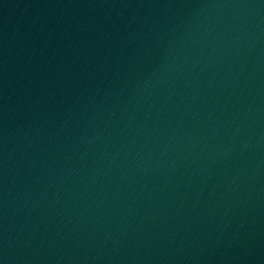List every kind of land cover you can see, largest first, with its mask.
Here are the masks:
<instances>
[{
  "label": "water",
  "instance_id": "obj_1",
  "mask_svg": "<svg viewBox=\"0 0 264 264\" xmlns=\"http://www.w3.org/2000/svg\"><path fill=\"white\" fill-rule=\"evenodd\" d=\"M0 264H264V0H0Z\"/></svg>",
  "mask_w": 264,
  "mask_h": 264
}]
</instances>
